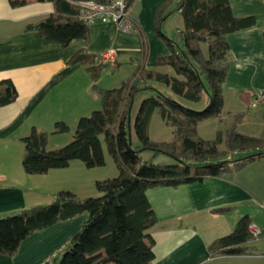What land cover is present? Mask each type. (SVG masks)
Listing matches in <instances>:
<instances>
[{
  "label": "trees",
  "instance_id": "obj_1",
  "mask_svg": "<svg viewBox=\"0 0 264 264\" xmlns=\"http://www.w3.org/2000/svg\"><path fill=\"white\" fill-rule=\"evenodd\" d=\"M36 1L52 2L53 11L27 24L25 31L56 41L61 48L77 38L88 43L89 24L80 17L76 3L79 0ZM133 1L127 0L128 5ZM171 1L164 0L155 12L154 29L165 42L168 53L155 58L154 68L139 65L118 87L98 88L97 78L111 64L84 48L70 56L68 64L79 63L89 73L92 88L100 95L101 107L79 117L72 138L55 149L46 148V132L32 127L21 138L23 170L27 174H43L52 168H64L74 159L87 168L103 166L104 141L118 173L95 180L98 195L79 198L73 191L62 189L55 193L58 203L36 205L1 216L0 254H14L21 241L33 231L86 213L78 232L60 253L48 257L44 264H153L154 240L148 230L156 223V216L146 190L222 176L264 156V139L235 130L241 113L234 116L224 133L218 131L214 139L197 135L200 121L219 117L222 111L221 85L228 72L226 36L253 25L255 18L235 17L229 0H178L169 8ZM22 2L10 0L12 5ZM174 11L180 13L183 21L181 46L167 38L161 29L164 20ZM201 43L207 46L206 56ZM142 91L147 95L140 101L133 118L134 100ZM16 96L12 81L0 80V106L12 102ZM155 110L173 127L175 140L150 139L148 128ZM53 130L65 132L68 125L56 121ZM221 145L225 149H220ZM144 151L152 155L143 158ZM244 151L248 154L235 155ZM158 153L171 156L174 162H154ZM230 208L219 207L213 211L223 213ZM251 226V217L242 215L232 231L208 244V256L252 254L251 242L264 229L255 235Z\"/></svg>",
  "mask_w": 264,
  "mask_h": 264
},
{
  "label": "crops",
  "instance_id": "obj_2",
  "mask_svg": "<svg viewBox=\"0 0 264 264\" xmlns=\"http://www.w3.org/2000/svg\"><path fill=\"white\" fill-rule=\"evenodd\" d=\"M21 1L12 5L10 0H0V80L10 79L17 90L12 102L0 106V217L52 203L55 193L62 189L73 191L79 198L99 194L92 190V171L80 160L43 174H27L21 162V138L32 127L46 132V148L55 149L69 141L79 117L101 107L89 73L79 63H67L74 52L84 48L98 55L114 49L115 72L104 68L95 82L98 88L110 87L107 85L116 81L115 76L125 80L139 65L154 68L155 58L168 53L154 29L155 12L164 0H134L129 7L134 26L129 32L118 30L110 21L97 20L89 24L87 44L77 38L63 48L56 41L24 30L27 24L52 12V2ZM177 2L172 0L169 8ZM229 3L235 17L253 16L255 23L226 36L228 72L221 85L223 107L219 117L208 119L215 122L216 135L222 124L227 129L241 113L235 130L264 139V105H251L255 91L264 89V0ZM56 121L66 123L70 131L54 132ZM145 193L156 216V223L148 230L154 240L153 264L261 263L252 254L209 257L207 246L232 231L244 214L251 217L253 227L264 229V156L222 176L154 187ZM219 207L231 208L223 213L213 211ZM86 217L81 213L33 231L14 254H0V264H44L48 257L60 253Z\"/></svg>",
  "mask_w": 264,
  "mask_h": 264
},
{
  "label": "rangeland",
  "instance_id": "obj_3",
  "mask_svg": "<svg viewBox=\"0 0 264 264\" xmlns=\"http://www.w3.org/2000/svg\"><path fill=\"white\" fill-rule=\"evenodd\" d=\"M166 19H165L167 21L166 24L161 26L162 32L167 36V38H169L170 40L175 42L177 45L181 46L182 45V38L180 36V30H182V28H183V21H182L181 15L178 14L176 11H174ZM201 48H202V51L204 52V54L206 56L207 55L206 44L201 43ZM166 68H168V67H166ZM106 69L108 71H112L113 67L108 66V67H106ZM168 69L171 70V68H168ZM113 72H115V70H113ZM114 78H116V81H114L113 83H108L107 86H110L108 88L118 87L121 84L122 81H120L119 76H117V77L115 76ZM146 95H147V93H145L143 91L137 93L135 100H134L133 108H132L133 118H134L135 111H136L140 101ZM200 105L197 106V108L200 107ZM211 121H213V120L205 119V120L200 121L197 125V127H198L197 135L199 133L201 136H203V139H210V138L214 139L215 133H214V127L213 126L215 125V122H211ZM75 128L76 127H73V129L71 128L73 134L75 132ZM69 129H70V127L68 128V131H66V132H69L70 131ZM220 129H221V132L224 133V131L226 130L225 124L224 125L222 124L220 126ZM148 131H149L150 139H152L154 141H168V142H170L172 140H175L174 133H173V127L167 125L161 119L157 110L154 111V113L151 117V121L149 124ZM176 143L179 144L178 142H176ZM102 146H103V150H104L105 154L107 155V160H105V164L103 166H99V167L87 168L88 171H92L91 175H92L94 180L113 177V176H116L118 173V169H117L116 165L114 164L113 159L109 155L104 141H102ZM219 148L225 149L224 146H222V145ZM247 154H248V152L244 151V152H239L236 156L247 155ZM151 155H152V152H150V151H144L142 153L143 158H148ZM153 161L156 163H159V164H164V163H172V162H174V159L169 155L158 153L154 157ZM85 169H86V167H85ZM99 170L102 172L100 173ZM92 190L95 191V193H98V191L95 188V183L92 184ZM91 196H95V195H91ZM251 252H252V255H257V257H258V258H253V259H259V262H261L260 264H264V231L261 233L260 236H258L257 238H255L251 242ZM239 264H243V263L241 262Z\"/></svg>",
  "mask_w": 264,
  "mask_h": 264
},
{
  "label": "built area",
  "instance_id": "obj_4",
  "mask_svg": "<svg viewBox=\"0 0 264 264\" xmlns=\"http://www.w3.org/2000/svg\"><path fill=\"white\" fill-rule=\"evenodd\" d=\"M80 7V17L83 22L91 24L94 21H110L116 28L123 32L133 29V21L129 13L127 0H79L76 2ZM101 61L108 62L111 66L116 63L115 51L108 48L98 54ZM252 106L264 105V89H258L252 96ZM253 234H258L259 230L250 227Z\"/></svg>",
  "mask_w": 264,
  "mask_h": 264
},
{
  "label": "water",
  "instance_id": "obj_5",
  "mask_svg": "<svg viewBox=\"0 0 264 264\" xmlns=\"http://www.w3.org/2000/svg\"><path fill=\"white\" fill-rule=\"evenodd\" d=\"M58 202H59V199L55 198V200L52 203H58Z\"/></svg>",
  "mask_w": 264,
  "mask_h": 264
},
{
  "label": "clouds",
  "instance_id": "obj_6",
  "mask_svg": "<svg viewBox=\"0 0 264 264\" xmlns=\"http://www.w3.org/2000/svg\"><path fill=\"white\" fill-rule=\"evenodd\" d=\"M237 67L239 68V67H240V65L238 64V65H237Z\"/></svg>",
  "mask_w": 264,
  "mask_h": 264
}]
</instances>
